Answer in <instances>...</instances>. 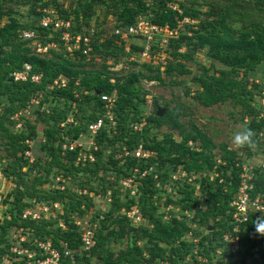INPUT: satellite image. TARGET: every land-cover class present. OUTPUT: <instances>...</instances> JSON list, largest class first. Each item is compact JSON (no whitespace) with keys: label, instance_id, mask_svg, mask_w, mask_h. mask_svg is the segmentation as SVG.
<instances>
[{"label":"trees","instance_id":"trees-1","mask_svg":"<svg viewBox=\"0 0 264 264\" xmlns=\"http://www.w3.org/2000/svg\"><path fill=\"white\" fill-rule=\"evenodd\" d=\"M229 2L238 6L234 16L229 15ZM201 4L207 9L202 10ZM21 6H27L23 14ZM251 9L264 12V0H225L215 5L207 4L206 0H70L68 3L60 0H0V21L5 17V22L0 23V144L8 159L3 165L0 163V169L4 177L13 179V187L3 199L10 217H4L0 223V253L8 248L6 235L10 228L21 225L33 236L51 240L60 252L57 264H181L195 247L207 258L200 264H213L211 253L216 247L224 246L222 235L232 232L229 203L241 180L244 161L238 151L249 154L251 145L264 148V117L259 116L262 107L253 103L254 95H261L264 85L253 83L248 77L264 62V21L246 17V10ZM99 12L102 18L113 17L114 28L132 25L143 17L159 26L177 30L174 36L167 38L166 46L161 47L166 53L165 62L161 61L163 68L160 70L159 64L129 58L143 50V45L130 42V51L126 52L124 42H115L118 35L111 32L101 37L99 29L103 20H97ZM47 14L69 20L70 26L58 30L52 29V23L43 26L40 19ZM183 18L189 21H182ZM238 19L246 23L234 25ZM21 30H33L36 33L34 39L42 45L54 41L56 47L47 53H37L33 40L22 38ZM63 31L89 35V57L82 52L85 47L82 40L72 56L66 55L61 39ZM136 37L143 40L141 35ZM157 45V41H153L152 52L158 49ZM182 47L183 51L180 50ZM199 49L205 51L209 64H201L200 73L192 76V82L198 85L192 97L205 107L228 100L239 105V119L245 121V130L252 133L249 144L230 148L224 142H214L195 123L191 122L187 127L181 119L186 115L182 103L169 107V101H165L163 115L156 116V109L161 105L154 99L152 112L142 115V105L147 102L149 93L142 88L141 79L163 83V75L173 77L189 73L181 59H194L193 54ZM118 50L127 57V64L132 66L130 70L119 73L108 69L105 62L98 67L89 64L97 55L116 57ZM25 62L31 64L33 71L42 73L39 83L10 78L9 73L20 69ZM136 66L139 68H133ZM142 67L145 70L140 69ZM59 75L67 78L66 85L49 89L48 84ZM171 81H175L174 78ZM74 89L78 91V97L74 95ZM96 91L115 93L116 132L110 134L113 128L105 119V124L94 136L97 146L94 160L76 164L78 148H63L62 145H68L80 133H86L87 124L103 116L104 103ZM38 93L41 98L34 110L36 116L33 119L24 116L21 129L12 131L14 122L10 116ZM43 104L46 107L42 108ZM70 113L74 122L66 123ZM38 120L43 123L42 140L37 146L40 154L29 163L24 156V150L28 148L25 140L37 135ZM142 120H145L142 128L133 130L132 124ZM62 122H65L63 126L60 125ZM163 125L176 130L180 139L176 140L172 132H164L161 138H157L156 132L149 134L150 128ZM139 143L154 155L144 159L132 155L117 157L122 146L134 149ZM135 165L140 171L147 172L138 178L137 195H131L126 189L122 198L120 179L130 175ZM178 168L200 175L191 181H175L171 176ZM55 174H62L75 189H85L86 193L76 194L67 183L64 189L44 187V184L53 183ZM28 175H31L29 179ZM249 181L252 183L250 195L264 197L262 166L252 168ZM168 184L175 185L177 195L166 194L164 204L179 206L183 215L180 220L172 216L164 220L158 202H152L160 189L165 192L164 185ZM90 192L100 193L101 200L106 195L111 197L105 202V210L95 206V197ZM32 200L48 205L62 202L65 211L49 219L22 218V211L33 205ZM132 205L137 206L146 223L152 226L131 224L121 207L128 210ZM91 208L90 220L97 222L95 244L84 250L80 248L79 227L73 223L72 216H83ZM184 210H193L191 217H186ZM256 217L255 213H250L249 220L240 225L239 258L229 264H246V256L253 264H264V236L255 232L253 222ZM60 219L65 228L58 225ZM189 231L190 236L187 235ZM193 237L198 238L197 242L192 241ZM120 243L125 245L121 247ZM253 247H257L260 260L252 259ZM65 250L69 252L65 253ZM192 257L195 260V255Z\"/></svg>","mask_w":264,"mask_h":264},{"label":"built area","instance_id":"built-area-1","mask_svg":"<svg viewBox=\"0 0 264 264\" xmlns=\"http://www.w3.org/2000/svg\"><path fill=\"white\" fill-rule=\"evenodd\" d=\"M182 21H189L187 18H183ZM193 21V20H192ZM52 23V29L58 30L60 28H68L70 26L69 20H63L57 18L56 16H51L49 14L43 16L40 19V24L43 26H48ZM93 31V27L90 29ZM112 32L115 35H118V38L115 40L116 43L121 44L124 42V51H130V42H136L138 44L143 45V50L139 51L136 55H131L130 59H137L139 61L151 62L156 65L159 64L160 70L163 68L161 66L162 63L165 62L166 53L161 51V47H165L167 44V38L169 36H174L177 33V30H172L168 26H159L155 23L149 22V20L139 17L136 22L132 25H127L124 27H115ZM20 35L22 38L33 40L32 43L35 45V52L43 54L42 52L48 51L50 48H55L56 43L54 41L47 42L45 45H42L35 38L36 33L33 30H21ZM138 35L143 36V40ZM61 39L64 42L65 53L68 56H72L74 53V49L79 48L81 40L84 42L85 47L82 49V52L89 55V51L91 50V45L89 42L91 41V37L89 35H80V34H71L69 31H63L61 34ZM139 40V42H137ZM141 40V41H140ZM153 41H157L158 49L152 52L151 45ZM10 78L13 81H30L33 83H39L42 78L41 72H36L32 70V66L30 63H23L20 69L13 70L9 73ZM113 82V79H110ZM67 83V78H54L50 84H48V88L52 89L57 86H65ZM77 83V82H76ZM74 95L76 97L79 96L78 91L74 89ZM84 93H88L87 90H82ZM41 93L37 95H32L28 103L21 108L20 110L14 112L10 118L13 120V128L15 130H20L22 127V118L26 115V111L31 109L32 105H38L40 102ZM100 98L104 103V114L103 116L97 117L94 121H91L87 124L86 133H80L77 138H74L68 145L63 144L62 147H68L69 149L78 148V155L76 157V164H85L87 161H93L94 150L97 148L94 142V136L99 132L102 126L105 124V119L109 121V126L113 128L110 134H114L115 131V120L113 116V107L115 105V93L106 94L100 92ZM260 103L262 105V109L259 113V116L264 117V91L260 98ZM74 107V105H73ZM74 111L76 108L74 107ZM25 113V115H24ZM66 123L74 122L72 114H68L66 119ZM65 122H62L60 125L63 126ZM145 120H142L138 123L132 124L133 130H140L144 125ZM33 139L28 138L25 140L27 149L24 150V156L27 157L28 161H33ZM132 155L137 158H148L154 155L153 151L146 150L141 143L135 146L134 149H128L125 146L121 147V151L117 154V157H126ZM264 167V164H263ZM147 170H139L138 166L132 167V172L127 177L121 178L120 183L121 186L128 187L130 193H134L138 184L139 177H143L146 174ZM176 172V173H175ZM171 177L175 181H191L194 179L197 174L192 172L188 173L184 169L178 168ZM248 170L246 166L242 165V170L240 172L241 180L239 182L238 188L233 195V198L230 201V206L232 207L231 212V222L233 223L232 232H225L222 235V241L224 242V246H218L215 248L214 253H211L213 261L217 260L218 264H229L231 260H238V250L240 249V239H239V230L240 225L244 224L249 220L250 213H255L256 216H260L261 212L259 210H264V197L260 194H256L255 196L250 195V189L252 188V183L249 181L251 179L247 178ZM251 175V173H249ZM212 177V176H211ZM6 177L3 176L0 169V223L3 222L4 217H10L8 213V207L3 203L4 195L2 190V180L4 181ZM53 183H56V189H64L65 184L68 183V179L65 178L62 174H57L53 177ZM60 185V186H58ZM135 186V187H134ZM171 185H166L165 192L166 194H171L173 196L177 195L176 189ZM125 189V188H123ZM83 193L87 190L81 189ZM80 192V191H78ZM110 194V191H108ZM166 194L165 197H166ZM97 197L100 198L101 195L97 194ZM111 197L106 195L100 198L99 208L101 211L106 209L105 202H109ZM33 205L26 207L22 213L21 217L32 220H40V219H49L54 217L56 213L58 215H62L63 212L59 211L58 202H53L51 205L42 203V202H34L31 201ZM164 202L161 204V212L163 213V219L169 220L170 217H174L176 220H180L183 218L181 214L180 208L177 205L172 203H167L164 206ZM96 206V207H98ZM259 209V210H258ZM171 210V213H170ZM92 211V210H91ZM91 211L84 214L83 216L74 215L73 214V223L79 227V239L81 249L88 250L95 244L94 234L96 231V221L90 220ZM125 212L126 216L130 219L131 224L138 226L145 219L141 213H139L136 205L130 206L128 210H121ZM192 211L184 210L183 213L186 217H191ZM146 222V220H145ZM62 220H59V224L62 226ZM63 227V226H62ZM27 230V231H26ZM191 235V231L188 232V236ZM8 241V248L5 249L2 253H0V264H57L60 258V252L58 248L54 247L49 238L43 239L37 236H33L28 228L24 226H12L9 232L6 235ZM197 237H193L192 241L197 242ZM264 248V246H263ZM257 247H253L251 251H253V256L255 259L260 260L259 254L256 252ZM68 250H65V253H68ZM257 255H256V254ZM193 255H195V260L193 259ZM207 261V258L200 255L195 247L192 253L188 254L185 257L184 262L181 264H194L198 262ZM73 264V262H72ZM146 264V263H144Z\"/></svg>","mask_w":264,"mask_h":264},{"label":"rangeland","instance_id":"rangeland-1","mask_svg":"<svg viewBox=\"0 0 264 264\" xmlns=\"http://www.w3.org/2000/svg\"><path fill=\"white\" fill-rule=\"evenodd\" d=\"M60 1H64L66 3L70 2V0H60ZM206 1H207V4L213 3L214 5L217 2H219V3L225 2V0H206ZM146 2H151V0H146ZM199 7L202 10L207 9V6L204 4L199 5ZM228 7H229L228 8L229 15L234 16L233 14H235L234 12H237L238 6L234 5L232 2H229ZM20 8H21L20 10L23 14L26 11L27 6H21ZM50 11H52V10L50 9ZM246 11L248 12V15H246V17H249L254 21H256V20L264 21V12H259L256 9H251V10H246ZM99 13L100 14H99L97 20L98 21L103 20L102 21L103 24L100 23L101 27L99 29V33H101V37L104 38V36H106L107 34H111V32L114 28L115 21L111 15L102 18L101 12H99ZM92 20H94V19H92ZM3 22H5V17H3L2 20L0 21V23H3ZM242 23H246V22L238 19V21L235 22L234 25L238 26L239 24H242ZM92 24H93V22H91V25ZM90 27H92V26H90ZM137 42H139V40H137ZM180 50L183 51L184 47L180 48ZM47 52L48 51H46V52L44 51L42 53H47ZM117 53H118V55L116 57H113V55H110V56L104 58L102 55H100V56L97 55V56H95L93 61H91L89 64L93 65L94 67H98V66H100V64L102 62H105L107 64L108 69L118 71L119 73L125 72L126 70H130L132 66L127 64V62L125 60V59H127V57L124 56L123 53L120 51ZM48 55H50V52ZM87 57H89V56H87ZM193 58L194 59H192V58L191 59H181V61L185 64L186 68L189 69V71H190L189 73H184V74H180V75L175 74V75H173V77L163 75V78H164L163 83H161L157 80H148L145 78L141 79L142 88L146 89L149 93L148 95H146L147 102H145V104L142 105V110H141L142 115L143 114L147 115L150 112H152L154 99H156L158 101V103L161 105V107H163L162 104L165 101H169V107H172L173 105H177L178 103H182L183 104L182 109L186 115H183L181 117V119L187 127L189 126V124L191 122L195 123L196 125L200 126L203 130H205L206 133L212 137L214 142H216V143L224 142L230 148L235 149L236 146L232 143L233 135H235L237 132L244 131L246 129L245 121H242L239 119L240 118V107H239V105H233V103L229 100L225 101L223 103H220V104L212 105L210 107H205V106L200 105L192 97V95L195 93V90L198 88V85L196 83L192 82V80H191L192 76L194 74L200 73V71H201L200 65L201 64H205V65L209 64V59L206 57L204 50L199 49V50L195 51L193 54ZM89 64L87 65V67H90ZM133 68L138 69L139 66H136ZM140 69L145 70L143 67ZM64 77H65L64 75H59L57 78L63 79ZM248 77H249V81L256 83L258 85H261V84L264 85V62L261 65H259V67L256 69V71L251 72ZM173 78L175 81H171ZM185 91H188L189 93L187 94V93H185ZM261 96H262V94L259 95L258 93H256L254 95L255 99H254L253 103L255 104V106H257L259 104V107H262V105L260 103ZM1 103H3V102H1ZM36 106L37 105H32L31 109H28V111H26V115L28 116V118L33 119L36 116V113L34 112ZM1 107H2V104H0V110H1ZM44 107H46L45 104L42 105V108H44ZM163 113H164V111H163ZM24 115H25V113H24ZM138 122H134V123H138ZM36 125H37L38 133L36 136H34L32 138L34 140L33 141V148H34L33 149V158L36 154H40V151L38 150L37 146H38L39 142L42 140L41 131L43 128V123L41 120H38V121H36ZM12 131H17V130H15L13 128ZM155 132L157 133V138H161L162 134L164 132H172L173 137L176 140L180 139V136L176 130H170L167 126H164V125L160 126L157 129L150 128V130H149L150 135L155 133ZM0 143H1V141H0ZM213 151L216 154L217 148H215ZM263 151H264V148L262 146L258 147L256 145L250 146V153L249 154L247 152L242 151V150L238 151L240 153V156L244 159L242 165L246 166V169L248 170V175H247L248 179L251 176V175H249V173H251V170L253 167L258 166V165L263 167V164H264V153H263ZM4 153H5V151L0 144V163L2 165L6 161H8V159L4 157ZM107 153H108V151H105V154H107ZM29 163H31V162L29 161ZM1 164H0V167H2ZM199 175L200 174H197V176H199ZM211 176H212V174H211ZM211 176H210V178H211ZM30 177H31V175H28V179ZM172 179H173V177H172ZM2 183H3L2 187H1L3 190L2 194L5 195L13 187V179L11 181L10 179L6 178L4 181L2 180ZM67 184H69V180H68ZM139 184H140V182H138V184H135V186H138ZM56 185H57L56 183H51L49 185L44 184L43 186L44 187L50 186L52 188H56L55 187ZM58 186H60V185H58ZM164 187H165V185H164ZM122 188H125V189H121L122 193H120V196L122 198H124L125 194L123 191H125L128 187L123 186ZM69 189H71V190L73 189L76 194H85L86 193V192L83 193V191L80 188L76 187V189H75V187L72 184L71 185L69 184ZM78 191H80V192H78ZM194 193L197 194V192H194ZM98 194H100V193H98ZM130 194L131 195H134V194L137 195L136 190L134 191V193H130ZM164 194H166V192H164V191L162 192L160 189V191L156 193L157 196H155L157 199L155 197H153V199H152L153 204H156V202H158V205H159L158 208L160 210L162 209L161 204L164 202V199H165ZM90 195H93L95 197L93 199V201H94L95 206H98L100 198H98L97 194H95L93 192H90ZM55 203H56V201H55ZM58 206H59V211H62V212L65 211L62 202H58ZM91 210H92V208L89 211H91ZM121 210H125V209L123 207H121ZM139 213H141V212L139 211ZM57 216H59L58 213L55 214L54 218ZM143 221L144 222H142V223H146L145 219ZM61 224L63 227L59 224V220H58V225L61 226L62 228H65L66 225L63 222V220H62ZM146 224L148 226H152L148 222ZM124 243H120V246L123 247L125 245ZM114 245H117V244H114ZM253 258H254V256L252 255V259ZM214 260L215 261L212 260L213 264H218L217 260L216 259H214ZM245 260H246V264H253V261L251 259H249V257L246 256ZM188 264H190V263H188ZM194 264H199V263L196 262Z\"/></svg>","mask_w":264,"mask_h":264},{"label":"clouds","instance_id":"clouds-1","mask_svg":"<svg viewBox=\"0 0 264 264\" xmlns=\"http://www.w3.org/2000/svg\"><path fill=\"white\" fill-rule=\"evenodd\" d=\"M251 136L252 133L250 130L237 132L232 137V143L236 147L245 146L251 142ZM259 211L261 212V215L256 217L253 224H254L255 232L264 236V210H259Z\"/></svg>","mask_w":264,"mask_h":264},{"label":"water","instance_id":"water-1","mask_svg":"<svg viewBox=\"0 0 264 264\" xmlns=\"http://www.w3.org/2000/svg\"><path fill=\"white\" fill-rule=\"evenodd\" d=\"M97 94L100 93V91H96ZM163 111H164V107H159L156 109V116H162L163 115ZM212 227L210 226L209 229H211Z\"/></svg>","mask_w":264,"mask_h":264}]
</instances>
